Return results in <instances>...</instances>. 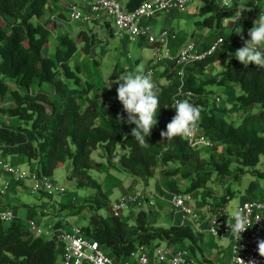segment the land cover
<instances>
[{
    "label": "trees",
    "instance_id": "16d2710c",
    "mask_svg": "<svg viewBox=\"0 0 264 264\" xmlns=\"http://www.w3.org/2000/svg\"><path fill=\"white\" fill-rule=\"evenodd\" d=\"M48 1L0 0V98L9 93L14 98L12 104L1 106L0 110L17 117L19 122L16 126L0 124L1 153L26 156L30 162H35L37 172L43 176L52 177L56 168L70 163V177L75 179L76 186L95 190L88 206L89 223L84 228L115 256L125 258L139 244L165 241L177 246L188 245L203 264H215L205 255L203 235L190 224L159 226L144 210L137 211L135 225L121 216L100 214L109 202L102 183L92 174V153L102 145L107 163L115 171L149 181L162 169L171 190L192 193L209 188L211 180L221 182L231 177L235 161L238 172H252L255 176L248 194L262 189L253 196L264 198V183L256 178L264 181V170L257 167L264 155V69L253 64L245 67L234 58L213 77L199 81L208 66L243 46L235 31L243 28L247 39L245 26L250 19L247 6L235 0L234 7L223 8L216 0H203L200 14L204 19L198 22L205 27L220 30L226 19L235 17L239 7L242 16L236 19L230 33L224 36V43L213 55L187 67L181 87L180 97L199 106L201 127L216 141L210 153L211 162L202 155V148H193L185 138L178 136L168 140L160 136L175 115L172 105L181 84L171 66L164 73L168 82L156 84L160 99L158 123L146 137L148 144L141 146L131 136L135 125L126 122L127 113L117 96L109 91H94L95 84L86 79L80 65L72 61L80 47L94 57L92 35L82 31L76 37L66 34L60 38L52 55L45 54L51 31L57 26L51 17L44 18ZM143 1L127 0L125 5L133 10ZM261 50L264 51V47ZM115 72L116 69L111 77H116ZM10 80L16 85L13 89ZM44 85L49 89L44 90ZM212 85L239 87L236 97L239 123L220 114V107L210 102ZM35 86L38 88L33 91ZM188 91L192 95H187ZM118 115L124 122H117ZM102 116L107 118L109 127L101 124ZM217 145L226 148L218 161ZM210 163L213 169L208 168ZM183 167L187 171H183ZM228 190L231 193L230 188ZM229 200L230 194H226L221 202ZM60 252L54 239L34 235L19 217L9 222L0 221V264H54Z\"/></svg>",
    "mask_w": 264,
    "mask_h": 264
},
{
    "label": "built area",
    "instance_id": "2783aa9c",
    "mask_svg": "<svg viewBox=\"0 0 264 264\" xmlns=\"http://www.w3.org/2000/svg\"><path fill=\"white\" fill-rule=\"evenodd\" d=\"M193 1L144 0L133 10H128L122 0H93L85 10L76 2H72L67 6L65 14L68 21L87 23L95 19L97 14L105 11L112 17L117 35L126 34L133 40L144 39L154 43L157 46L155 50L157 63L162 62L163 65L171 66L181 82L179 92L173 101L174 104L176 100H182L180 97L183 93L181 87L186 79L187 67L213 55L224 43V36L218 37L208 47H202L197 41L191 40L184 44L177 53H171L167 42L170 37L175 35H171L168 29L155 33L150 26L142 24V20L152 18L160 13L185 11ZM230 4V7H234L235 0H230ZM241 16L242 9L239 7L235 19H239ZM51 19L56 22L65 21L58 15H52ZM148 73L153 74L154 69H149ZM187 95H192V92L188 91ZM216 101L220 102L221 97L217 96ZM185 139L195 149H212L216 145V141L203 131L200 119L193 134ZM0 169L3 174L10 175L18 184H26L29 181L28 187L32 193L43 192L49 196H55L66 194L68 191L53 177L40 175L35 170L23 168L4 158L0 159ZM9 187V182L4 181L0 184V193L6 194ZM165 192L167 201L174 211L185 217L189 221L187 224L192 225L197 232L206 231L212 236L227 237L231 240L233 251L231 264H238V255L246 262L255 259L256 264H264V258L259 256L257 250V240L264 239V198L248 197L236 207L246 208L252 221L251 228L242 234V240L239 242L232 237L227 226L229 221L226 213L231 212L227 203L206 202L202 207L203 210H200L194 202V193L176 192L169 188ZM160 198L164 199L165 196L149 187H141L115 199L110 205L111 214L122 216L125 208L143 209L146 205L155 207ZM16 217L18 215L13 209L0 211V221L9 222ZM258 219L260 220L257 222ZM28 226L34 235L56 241L61 250V259L54 264H174V262L175 264H200L188 245L177 246L165 241H163L164 245L161 241L152 244H139L127 257L119 258L110 253L98 240L90 237L83 225L62 223L42 226L37 220L31 219Z\"/></svg>",
    "mask_w": 264,
    "mask_h": 264
},
{
    "label": "crops",
    "instance_id": "0c3cea01",
    "mask_svg": "<svg viewBox=\"0 0 264 264\" xmlns=\"http://www.w3.org/2000/svg\"><path fill=\"white\" fill-rule=\"evenodd\" d=\"M75 0H49L48 1V7L46 9V15L45 18L48 19L52 15H59L63 20L62 22L57 21V26L55 29L51 31L50 35V41L47 44L45 48H48V50L45 53L47 55H52L53 51L55 49L56 44L59 42L60 38L66 34H70L73 37H76L79 35V33L84 32L83 30L87 31L89 35H92V39L95 40L93 34L89 32L91 28H93V32H98V34L105 35L104 27L108 25L110 29V35H115L118 37L122 38V47H121V56L123 57L125 63H121L122 61L119 60L118 62H115V75L116 77L113 79H117V77L123 73V72H133L135 73L137 66L139 65L138 63L143 59L142 55L138 54L137 57L131 56V53L129 50L126 48L128 47L129 42H136L139 46H148L150 49H152V56L150 57L149 60H147L144 64L147 65L146 68L143 69L144 74L148 75L152 81L157 84V83H162L166 84L167 78L164 76L165 71L169 67L168 65H163L162 62L157 63L156 57H155V50H156V45L154 43H150L144 39H130L128 35H122L119 36L116 34V29L115 25L113 22L112 17L107 14L105 11L100 12L99 14L96 15L95 19L92 21H89L87 23H81L79 21L76 22V27H72L69 23L68 20H66V14L65 11L67 10V6L74 2ZM93 0H82L81 5L82 6H88ZM196 1V0H195ZM194 1V2H195ZM218 2V0H216ZM239 2L243 3L244 5L247 6V9L250 8L251 11H247V13L250 16V19L245 26V32H246V37L249 39L247 36L248 30L253 26V18H252V10H259L261 12L264 11V0H238ZM76 2V1H75ZM126 4L127 0H122ZM220 5L222 4V1L218 2ZM204 2L203 0H200V3L196 5V7L191 8L193 9L192 11H196V13H200V9L203 6ZM198 9V12H197ZM177 12L181 11H173L170 13H160L158 15H155L152 18H144L142 20V24L150 26V28L154 31L155 27L159 25V23L162 21L163 22V27L164 29H168V27H172V20L178 14ZM191 11H188V13ZM197 20L196 25L199 29V32H193V35L197 34L196 41L200 44L202 47H208L210 44H212L218 37L220 36H227L233 25L235 24V17L233 18H228L224 21V26L220 30H215L214 28L211 27H205L204 25L200 24ZM205 30V31H202ZM62 32V33H61ZM155 32V31H154ZM61 33V34H60ZM100 36V35H99ZM106 36H102L104 38ZM107 39V38H105ZM103 40V39H101ZM191 41V40H190ZM103 42V41H102ZM189 42V40L186 37H180L178 35L172 36L169 38L167 42V47L170 49L171 53H177L179 49ZM50 45H52V49L50 50ZM49 51V53H47ZM96 55V53H95ZM104 55V54H103ZM152 59H155L152 61ZM97 60V59H96ZM95 59H92L90 55H88L82 47H80L76 53L73 56L72 61L75 64L87 62V67L86 71L89 77H97L99 74H96L95 69H92L94 64H95ZM93 61V62H92ZM103 61V60H102ZM221 61V60H218ZM98 62V60H97ZM215 63V62H214ZM213 63V64H214ZM212 65V64H211ZM209 67V66H208ZM207 67V68H208ZM90 68L92 71L90 72ZM153 68L154 73L149 74L148 70ZM82 70V69H81ZM89 70V72H88ZM207 70V69H206ZM111 76V75H110ZM100 79V78H99ZM114 80V81H115ZM113 81V80H111ZM104 82V81H103ZM106 82L104 84H96V87L94 91L98 89V85L102 89H109L107 86ZM116 84V83H115ZM13 83L10 82L11 88H15L16 86H12ZM103 85V86H102ZM118 87V85L116 84ZM37 86L33 88V91L37 90ZM44 90H48L49 86L44 85L43 86ZM235 87L232 86H227L226 90H229L230 92L228 93V98L230 100H233L235 98ZM114 95V94H113ZM117 96V95H115ZM11 97V96H10ZM1 99V98H0ZM14 101V100H13ZM10 100V102H13ZM3 106L0 104V107ZM224 107V105H223ZM234 114H238V107L236 105V109L233 112ZM0 114L9 117L8 114L3 113L0 110ZM13 117V116H12ZM102 118H104V121L102 122ZM3 121V120H0ZM7 121L8 118H7ZM100 122L102 125L109 127V123L106 117H101ZM4 123V122H3ZM10 125L16 126L18 125V118L15 117L10 121ZM2 124V123H0ZM124 150V149H123ZM97 154L95 156L94 154ZM6 159L7 161H10L14 164H18L19 166L23 168H28L31 170H36V165L35 162H30L28 158L24 155H3L0 151V159ZM92 159H93V165L94 168L93 170L100 171V169L106 168L105 164L103 162H107L106 160V155L103 149V146L100 145L97 149H95L92 153ZM102 162V163H100ZM108 164V163H107ZM71 164L66 163L58 168H56L55 173L57 170L61 169V172L59 175L61 177H70L71 173ZM111 177L112 175H108V177ZM128 180L126 182L122 181L121 179L118 180L116 179V183L118 184V187L113 184L115 187L113 190L112 186H107V181L109 178H104V180L101 181L104 192L107 196L108 202H113L115 199H117L119 196H121L124 193L134 191L140 187H149L151 184L152 179L154 180L153 188L155 187L156 180L155 177L150 179L149 181H145L142 178L139 177H134L129 175ZM53 177V176H52ZM95 177V176H94ZM103 179V178H102ZM99 180V179H98ZM4 181L9 182V189L6 194H1L0 193V211L6 210V209H13L18 217L23 221V225L29 229L28 222L31 219L37 220L42 226H46L48 224H72L68 222L67 217L63 216V213H71L75 214L78 213L79 208L76 206L82 205V202L86 200L87 198H92L95 194V190L90 191L89 194H86L83 197H79L78 193L76 191H69L67 194L63 195H55V196H49L43 192L40 193H32L28 187L27 184H18L16 183L13 178L10 175H5L3 174V171L0 169V184H2ZM100 181V180H99ZM143 181L144 183L141 184L140 182ZM76 185V182H75ZM143 185V186H142ZM92 189V188H90ZM118 190V191H116ZM68 192V191H67ZM110 194L113 195V199H110ZM89 196V197H88ZM231 196V195H230ZM247 194L243 193L241 201H243L246 198ZM220 197V196H219ZM218 197V198H219ZM231 198V197H230ZM196 201V200H195ZM206 202H202L201 200L197 199V206L199 207L200 210H203L202 207ZM228 204V202H227ZM129 217L125 218L124 215L121 217L124 220H129L130 218L134 219V223L132 225H135V220H136V214L138 210H144L146 211L149 216L151 221L159 226H165L168 227L173 224H187L189 223L188 220H186L185 217H183L180 213H177L174 211V209L171 207V205L163 200H158L157 204L155 207H151L149 205H146L143 209H138V208H129ZM110 214H111V209H110ZM55 216H58L57 218H54ZM203 221V220H202ZM78 224V223H76ZM203 235V242H202V247L205 251L206 257L213 261L215 264H231L232 262V256H233V251H232V242L229 238L227 237H215L209 234L208 232L204 231L201 232ZM216 238H225L227 239L228 243L224 244L223 242H217ZM232 255V256H231ZM61 259V252L59 253V258L58 260ZM201 264V263H200Z\"/></svg>",
    "mask_w": 264,
    "mask_h": 264
},
{
    "label": "rangeland",
    "instance_id": "374dc122",
    "mask_svg": "<svg viewBox=\"0 0 264 264\" xmlns=\"http://www.w3.org/2000/svg\"><path fill=\"white\" fill-rule=\"evenodd\" d=\"M75 1L78 5L81 6L82 9H84V10L87 9L86 6L82 7V5L80 3V2H82V0H75ZM194 1H193V3L190 4V6L188 7L187 10L177 12L178 14H176V16L172 20V27H168V30L170 31L171 35H175V36L178 35L182 38L186 37L189 41L190 40L196 41L197 34L193 35V32H195V31L199 32V29L196 25V21L204 19V15H201L200 13H196V11L195 12L192 11L193 9H191V8L196 7V5L200 3V0H196L195 2ZM219 1H222V0H218V2ZM188 11H191V12L188 13ZM197 12H198V9H197ZM251 13H252L253 20H255L260 15L259 10H254V11L252 10ZM58 17H60V16L58 15ZM44 18H43V20H44ZM2 23L4 24V22H2ZM69 23L72 27H76L75 21H69ZM163 26H164L163 22L161 21L159 23V25L154 28L155 33H160L164 29ZM83 31L87 33V31H85V30H83ZM88 31L91 32L95 38V40H93V42H92L94 44V47H93L94 57H92V56H90V57H92V59L98 60V62H97V60L95 61V64H94L92 69H95L96 74H99V75L97 77H95V76L89 77V75L87 74V71H86L87 62H83L82 64L79 63V65L82 69L83 76L86 79H88L89 81L93 82L95 84V87H96V84L101 85V84H104V82H106V84L108 86L111 84V89H102L100 87V85H98L97 90H99L100 92L101 91L102 92L103 91H109L112 95L114 94V96H115V95H117V93H116L117 86L114 83L115 79H113V77H111L110 75L115 70V62H118L119 60H121V61L124 60L123 57L121 56V47L123 45L122 38L115 36V35L114 36L110 35V29H109L108 25H106L104 27L105 35L100 34L101 32L99 34H98V32H93V28H91ZM202 31H205V30H202ZM102 36H106V37L102 38ZM105 38H107V39H105ZM101 39H103V40H101ZM49 48H50L49 51H51L52 45H50ZM126 49L129 50V52L131 53V56L137 57L138 54L142 55L143 59L138 63L139 65L137 66V68L144 69L147 67V65L144 63L147 60H149L150 57L152 56V54H153L152 49H150L148 46H145V47L142 46L141 47L136 42H129L128 47ZM45 50H48V48H45ZM49 51L47 53H49ZM44 52H46V51H44ZM95 53H96V55H95ZM234 58H235L234 53H229L225 57H223L221 59V61H216L214 64L210 65L207 68V70L205 71L204 76H201V78L199 79L200 83L203 82L205 79L213 77L214 75L219 73L222 69H224L229 64V63H226V61L230 60V63H231ZM153 60H155V59H152V61ZM121 63H125V62L122 61ZM190 67H193V66H190ZM92 69L90 68V72L92 71ZM88 72H89V70H88ZM111 80H113V81H111ZM10 82L13 83L14 86H16L12 80H10ZM226 87L227 86H225V85H212V86H210L209 88L211 89V93L209 94V100L211 103H216L220 107V114L225 115L230 121H233L235 123H239L241 121V117L238 114H234L233 112L236 109V105H237L236 97L239 94L240 89H239V87L234 88L235 89V98L233 100H230L228 98L229 95H228V92L226 90ZM217 96L221 97L220 102L216 101ZM10 100L13 101L14 98L9 93L4 98L0 99V104L3 106H8V105L13 103V102H10ZM223 105H224V107H223ZM7 118L9 121H7ZM14 118L15 117H12L10 115H9V117H6V116L0 114V120H3V121H0V123L4 122V123L11 124L10 121ZM103 121H104V118H102V122ZM12 125H13V123H12ZM201 151H202V155L204 157H206L207 159H209L210 153L213 150L211 149L210 151H207V150H204L202 148ZM215 151H216V155H217L216 159L218 161V160H221L223 158L225 151H226V148L224 145H217ZM94 155L97 156L96 153ZM210 160L212 162L213 159L210 158ZM100 163H102V162H100ZM103 163L107 167L106 168L102 167L99 172L96 170H93L92 174L97 179H99L100 182L102 180H104V178L105 179L109 178V180L107 181V186H112L113 190H115L114 189L115 187L113 186V184L116 183V179H118V180L121 179L124 182H126V180L130 179L127 173L115 171L114 169L110 168V166L107 164L106 161ZM237 166H238L237 163L234 161V163L232 164V167L234 168L235 172L231 177H229V178H227L221 182H214V180H211L208 182L209 188H201L197 192H195L194 193L195 200H196V201H194L195 204L197 205V199L201 200L202 202H207V203H215L218 201H224L225 195L230 194L231 198L228 201V206L230 208V211H233L234 209H236V207L241 202V198H242L243 193L247 194L245 199H247L248 196L252 197L253 195H257L262 189L256 190L253 194H248V188H249L251 182L253 181V179H255L254 174L252 172H247L246 174H242L241 172H238L236 170ZM257 167L261 170H264V155L261 156V162L258 164ZM208 168L213 169V164L210 163L208 165ZM183 171H187V168L183 167ZM60 172H61V169L57 170L56 173H54V175H53V179L56 180L58 183L64 185L68 189L67 194L69 193V191H72V192L76 191L78 193L79 197H83L86 194H89L90 191H93V189H90V188H78L75 185V182H76L75 179H72L71 177L67 178L66 176L61 177L59 175ZM108 175H112V176L108 177ZM177 177H180V176L178 175ZM256 178L259 179L262 182V184L264 183V181L261 180L260 178H258V177H256ZM155 180H156L155 181L156 182L155 187L153 188L152 184L154 183V180L152 179V181L150 183L151 185L149 186V188L154 189V191H156L157 193H161L165 196L164 199L160 198L158 200H163V201L169 203L167 201V198H166L167 193L165 192V190L168 188L170 189V187L168 186L167 177L165 176L162 169H158V172L155 176ZM140 183L143 184L144 182L141 181ZM26 184L30 185V182L27 181ZM115 186L118 187V184L116 183ZM229 188L231 190V193L228 190ZM116 191H118V190H116ZM113 198H114L113 195L110 194V199L112 200ZM89 202H90V198H87L86 200H84L82 202V205L76 206L77 208H79L78 213L71 214V213L64 212L63 216L67 217V220L70 223H78L79 225H83V226L87 225L89 223V215H90V210L88 207ZM111 203L109 202L105 207H103L99 211V213L104 215V216L110 214ZM129 211H130L129 208H125V210L123 212V215L125 218L129 217V214H130ZM57 217L58 216H55L54 218H57ZM128 221L132 224L134 223L133 218H130ZM216 241L217 242H223L224 244L228 243L227 239H225V238H216ZM161 243L164 245L163 241H161ZM198 260L200 261L201 264H203L201 262L200 258H198Z\"/></svg>",
    "mask_w": 264,
    "mask_h": 264
},
{
    "label": "clouds",
    "instance_id": "9594fccd",
    "mask_svg": "<svg viewBox=\"0 0 264 264\" xmlns=\"http://www.w3.org/2000/svg\"><path fill=\"white\" fill-rule=\"evenodd\" d=\"M222 6L230 7V0H223ZM247 11H251V9L248 8ZM235 34L243 41V46L234 53L235 58L245 67L253 64L259 69H264V51L261 50L264 47V11L261 10L260 15L253 20V26L247 32L249 39L244 38L243 28H237ZM226 63H230V60ZM114 83L118 85L116 88L117 99L122 105L123 111L127 113L126 122L135 125L131 130V136L141 146H146L148 144L146 137L151 135L152 129L158 123L157 114L160 109V99L157 85L148 75L144 74L142 68H137L135 73H121ZM108 88L111 89V84ZM172 107L175 109V115L166 125V130L160 132L161 138L171 140L178 136L190 137L201 116L199 106L192 104L188 99H182L176 100ZM117 122H124V118L118 115ZM226 215L230 234L240 242L242 234L252 225L247 209L238 207ZM257 250L259 256L264 258V239L257 240ZM238 264H256V261L252 259L246 262L238 255Z\"/></svg>",
    "mask_w": 264,
    "mask_h": 264
}]
</instances>
